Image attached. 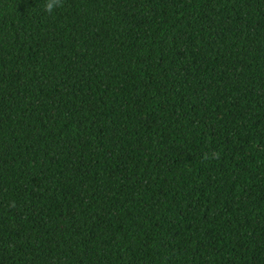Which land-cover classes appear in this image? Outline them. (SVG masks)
Returning a JSON list of instances; mask_svg holds the SVG:
<instances>
[{
  "label": "trees",
  "instance_id": "16d2710c",
  "mask_svg": "<svg viewBox=\"0 0 264 264\" xmlns=\"http://www.w3.org/2000/svg\"><path fill=\"white\" fill-rule=\"evenodd\" d=\"M0 264H264V0H0Z\"/></svg>",
  "mask_w": 264,
  "mask_h": 264
},
{
  "label": "clouds",
  "instance_id": "9594fccd",
  "mask_svg": "<svg viewBox=\"0 0 264 264\" xmlns=\"http://www.w3.org/2000/svg\"><path fill=\"white\" fill-rule=\"evenodd\" d=\"M65 2L66 0H43V11L48 15H53L65 6Z\"/></svg>",
  "mask_w": 264,
  "mask_h": 264
}]
</instances>
